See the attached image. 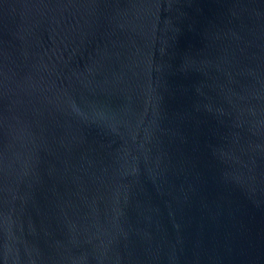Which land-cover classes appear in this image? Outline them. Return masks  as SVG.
<instances>
[{"label": "water", "instance_id": "obj_1", "mask_svg": "<svg viewBox=\"0 0 264 264\" xmlns=\"http://www.w3.org/2000/svg\"><path fill=\"white\" fill-rule=\"evenodd\" d=\"M0 264H264V0H0Z\"/></svg>", "mask_w": 264, "mask_h": 264}]
</instances>
